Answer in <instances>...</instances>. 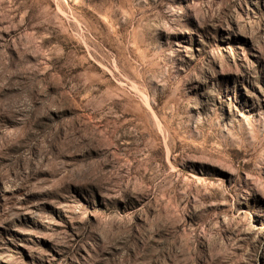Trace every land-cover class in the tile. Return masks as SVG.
<instances>
[{
  "label": "rangeland",
  "instance_id": "374dc122",
  "mask_svg": "<svg viewBox=\"0 0 264 264\" xmlns=\"http://www.w3.org/2000/svg\"><path fill=\"white\" fill-rule=\"evenodd\" d=\"M0 264H264V0H0Z\"/></svg>",
  "mask_w": 264,
  "mask_h": 264
}]
</instances>
